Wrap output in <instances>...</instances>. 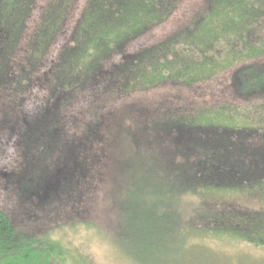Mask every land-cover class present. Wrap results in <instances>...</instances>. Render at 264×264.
Listing matches in <instances>:
<instances>
[{"label":"trees","instance_id":"1","mask_svg":"<svg viewBox=\"0 0 264 264\" xmlns=\"http://www.w3.org/2000/svg\"><path fill=\"white\" fill-rule=\"evenodd\" d=\"M111 1L119 10L135 3ZM214 2L180 0L166 22L128 40L106 59L103 70L97 67L79 85L56 86L69 47L74 53L75 42L88 43L99 35L83 27L89 0H78L68 14L63 0H34L27 26L58 12L63 21L38 60L23 61L26 48L21 46L31 37L25 33L0 63V264H66V249L42 241L41 232L80 223L110 231L139 264H180L194 258V251H199L196 258L211 256L203 248L189 250L193 235H233L263 246L264 218L229 197L264 194V133L173 130L165 120L216 104L208 100L216 93L222 95L221 103L264 101V56L196 84L178 82L169 73L156 86L116 94L105 78L108 72L113 80L115 69L130 65L136 71L139 55L200 23ZM52 23L47 18L45 34H52ZM46 42L45 37L41 44ZM209 50L198 56L202 64L209 61ZM167 51L169 61L172 53L178 58L169 44L149 55ZM189 54L194 60L197 52ZM25 69L30 73L22 84ZM138 77L148 75L139 71ZM214 81L217 87L222 84L218 91ZM112 103H132L124 130L118 123L113 132L108 124L114 122L102 116Z\"/></svg>","mask_w":264,"mask_h":264},{"label":"rangeland","instance_id":"2","mask_svg":"<svg viewBox=\"0 0 264 264\" xmlns=\"http://www.w3.org/2000/svg\"><path fill=\"white\" fill-rule=\"evenodd\" d=\"M63 1L68 6L67 14L75 10L74 4L78 2V0ZM179 1L135 0L132 7L119 10L111 0H108V3L104 0H89L83 18V27L87 25L88 28L95 29L93 32L99 36L88 43V39L85 42H75L77 51L74 53L71 46L69 47L70 50L57 73L54 84L59 86L62 83L74 81V86L79 85L93 75L97 67L103 70L106 59L114 53L117 54V50L124 49L128 40L137 39L153 26L166 22L172 14L174 5ZM33 4L34 0H1L0 36L4 37L5 42L0 44V63L20 45L25 33L31 37L24 46H21V50L26 48L23 61L38 60L37 57H42L51 45V39L56 35L55 32L63 21V13L58 12L56 17L55 14L47 15L41 21L36 20L27 26ZM114 12L117 15L112 16ZM263 13L264 0H215L212 9L200 23L192 24L180 35L153 48L156 52L158 48L169 44L173 50H176L178 58L172 53V60L169 61L171 51L159 54L154 52L149 55L153 50L151 49L137 57L136 76L134 67L130 65L123 69H115L113 80L110 79L108 72L105 73V78L111 81V89L113 92L116 90L118 94L121 93L119 89L138 90L156 86L168 77L169 73H173L172 79L186 84L208 82L216 76H227V72L232 68L248 60L264 56V20H261ZM49 17L53 18L50 27L52 34L47 35L45 34L46 20ZM170 25L171 22L166 27ZM187 36H190V41L185 40ZM45 37L47 42L44 45L41 41ZM207 47L210 48L207 56L209 61H203L202 64L198 56L204 55ZM230 47L232 49L228 51ZM192 49L197 52L194 60L189 54ZM9 56L10 54L7 58ZM117 59L118 57L114 56L112 60ZM14 60L17 61V56L13 57ZM174 62L175 65H173ZM19 66L25 67L22 64ZM29 70H21L22 84L24 80H28ZM139 71L142 74L147 73L148 78H137ZM149 75L152 76L149 77ZM213 84L212 87L216 88L215 81ZM218 86L216 91L222 84ZM208 100L217 103L167 118L165 122L167 121L166 123L173 130L181 128L199 132L207 129L206 133L213 131L224 133V130L229 129L235 133H250L253 129H257L261 131L260 133H264V101L247 105L230 104L229 100L221 103L220 93L208 97ZM130 104L132 103L103 106L102 116L107 121L110 119L114 122L108 124L113 132L118 130V123L121 130H124V126L128 123L125 116L127 110H130ZM117 107L119 108L115 111ZM92 111L90 110L89 113ZM94 112L97 115L98 111ZM142 123L137 120L138 125ZM122 152L127 153L125 146ZM154 176L157 175L154 174ZM263 195L252 197L231 194L229 198L231 200L232 197L234 203L239 204L241 208L251 209L259 213V217L264 218ZM41 234L42 241L50 240L66 249L69 253L66 264H139L137 260L129 257L128 248L116 244L110 231L96 226L86 223L62 225L51 230H44ZM187 246L189 250L196 247L203 248L209 251L211 256L206 259L196 258L199 251H194V258L184 259L180 264H264V243L263 246H259L238 236L193 235Z\"/></svg>","mask_w":264,"mask_h":264}]
</instances>
